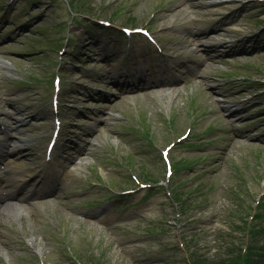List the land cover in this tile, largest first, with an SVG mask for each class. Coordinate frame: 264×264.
Here are the masks:
<instances>
[{
	"label": "rangeland",
	"instance_id": "obj_1",
	"mask_svg": "<svg viewBox=\"0 0 264 264\" xmlns=\"http://www.w3.org/2000/svg\"><path fill=\"white\" fill-rule=\"evenodd\" d=\"M0 150V264L264 253V0H0Z\"/></svg>",
	"mask_w": 264,
	"mask_h": 264
},
{
	"label": "trees",
	"instance_id": "obj_2",
	"mask_svg": "<svg viewBox=\"0 0 264 264\" xmlns=\"http://www.w3.org/2000/svg\"><path fill=\"white\" fill-rule=\"evenodd\" d=\"M252 250V249H251ZM251 251H247L244 254H239L238 256H229L223 259H220L218 262H215L214 264H256L258 261H260L261 257L264 256V253H259L258 255L250 254ZM259 257V258H257ZM196 264H206L197 262ZM264 264V263H261Z\"/></svg>",
	"mask_w": 264,
	"mask_h": 264
},
{
	"label": "bare ground",
	"instance_id": "obj_3",
	"mask_svg": "<svg viewBox=\"0 0 264 264\" xmlns=\"http://www.w3.org/2000/svg\"><path fill=\"white\" fill-rule=\"evenodd\" d=\"M1 179H2V181L0 182V185H4L5 186V185L10 184V185H14L15 186V181L14 180H10V179H7V178L3 179V176H1Z\"/></svg>",
	"mask_w": 264,
	"mask_h": 264
}]
</instances>
